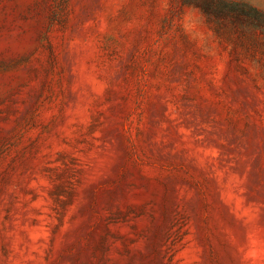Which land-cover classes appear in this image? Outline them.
<instances>
[{
  "label": "rangeland",
  "instance_id": "1",
  "mask_svg": "<svg viewBox=\"0 0 264 264\" xmlns=\"http://www.w3.org/2000/svg\"><path fill=\"white\" fill-rule=\"evenodd\" d=\"M0 264H264V30L0 0Z\"/></svg>",
  "mask_w": 264,
  "mask_h": 264
},
{
  "label": "trees",
  "instance_id": "2",
  "mask_svg": "<svg viewBox=\"0 0 264 264\" xmlns=\"http://www.w3.org/2000/svg\"><path fill=\"white\" fill-rule=\"evenodd\" d=\"M200 8L209 19L232 21L255 30H264V12L246 5L226 0H186Z\"/></svg>",
  "mask_w": 264,
  "mask_h": 264
}]
</instances>
